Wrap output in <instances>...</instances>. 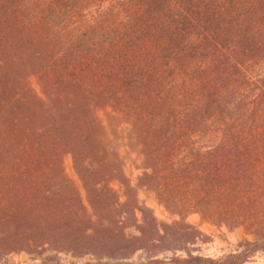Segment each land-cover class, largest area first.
I'll return each mask as SVG.
<instances>
[{"label":"trees","instance_id":"1","mask_svg":"<svg viewBox=\"0 0 264 264\" xmlns=\"http://www.w3.org/2000/svg\"><path fill=\"white\" fill-rule=\"evenodd\" d=\"M124 147L142 157L135 186ZM139 189L179 220L159 222ZM192 215L254 240L193 255ZM20 253L41 264L264 253V0H0V264Z\"/></svg>","mask_w":264,"mask_h":264},{"label":"rangeland","instance_id":"2","mask_svg":"<svg viewBox=\"0 0 264 264\" xmlns=\"http://www.w3.org/2000/svg\"><path fill=\"white\" fill-rule=\"evenodd\" d=\"M90 12L86 11L85 14ZM103 118V115H100ZM127 125H123L120 128L121 131L125 130ZM120 153L125 156L124 174L128 178L130 184L135 186L137 183V178L140 176L142 157L137 151H130L127 148H121ZM65 172L68 178L79 188L82 196L84 197V191L81 187V183L77 176L75 175L72 168V160L69 156L64 158ZM111 187L115 189L119 196L120 201L123 202L126 197L123 192V188L118 182H112ZM137 200L141 206H145L151 209L154 216L159 222L170 224L174 221L179 220L176 215H171L165 211V209L159 205L156 200L154 193L146 190L139 189L137 192ZM139 217L140 215L137 214ZM189 224L199 227V231L202 236L197 241L196 245L193 247V255H200L203 257H209L213 259H218L222 256L233 253L239 242L242 240H254L252 236L246 235L242 229H236L233 231L227 230V228H216L210 224L204 223L199 224V218L196 215L189 216L186 220ZM132 230L128 231V234H133ZM176 256H184L181 253H177ZM172 257L171 253L163 254L159 256V259L165 258L167 261ZM63 262H73L75 264H83L89 261V258L84 259H73L70 256H61ZM144 259V254L142 252H137L131 259L132 262H142ZM42 258H36L32 255L26 253L12 254L7 256L1 263L2 264H41ZM247 264H264V253L256 254L250 262Z\"/></svg>","mask_w":264,"mask_h":264}]
</instances>
